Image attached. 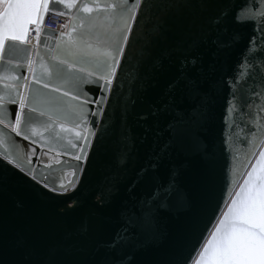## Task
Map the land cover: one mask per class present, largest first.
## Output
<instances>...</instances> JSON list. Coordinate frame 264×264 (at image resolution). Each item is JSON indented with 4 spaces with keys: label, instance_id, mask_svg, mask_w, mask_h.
Listing matches in <instances>:
<instances>
[{
    "label": "snow or ice",
    "instance_id": "6c2138e0",
    "mask_svg": "<svg viewBox=\"0 0 264 264\" xmlns=\"http://www.w3.org/2000/svg\"><path fill=\"white\" fill-rule=\"evenodd\" d=\"M52 2L71 6L77 0ZM234 3H82L79 11L88 16L78 15V28L59 33L67 39L54 54L50 50L41 78L27 85L29 95L12 99L19 104L12 130L36 135L34 126L40 125L57 136L60 121L83 118L84 105L96 104L89 114L99 115L112 107L113 97L119 102L117 88L135 74L132 110L114 109L122 144L118 169L95 194L96 219L75 232L50 239L35 231L9 239L0 227V264H177L176 245L209 194L217 154L231 149L242 125L256 131L241 146L264 139V0H243L233 11ZM50 11L67 14L50 8L49 0H0V60L6 47L11 53L16 42H27L30 25L42 43L40 25ZM234 25H250V33L245 37ZM83 84L96 85L101 95L90 99ZM68 96L79 103H66ZM141 146L144 162L135 166ZM249 177L188 264H264V175ZM112 207L119 227L106 237L105 210Z\"/></svg>",
    "mask_w": 264,
    "mask_h": 264
},
{
    "label": "water",
    "instance_id": "95a60500",
    "mask_svg": "<svg viewBox=\"0 0 264 264\" xmlns=\"http://www.w3.org/2000/svg\"><path fill=\"white\" fill-rule=\"evenodd\" d=\"M83 2L85 0H77L75 5L70 6L54 5L49 0L50 8L56 7L71 16L67 29L57 31L43 27L40 32L42 43L37 44V37L33 43L28 38L25 44L16 42V50L9 53L6 47L4 59L0 60V112L5 113L0 116V227L5 229L9 239L17 234L35 231L43 232L50 239H57L94 221L97 212L95 194L113 179L118 169L122 144L119 129L114 127L117 119L114 109L119 106L122 111L127 106L129 111L132 110L133 89L138 86L133 83L135 74L127 76L123 87L117 88L119 102L113 97L112 107H105L99 115L89 114V109L97 110L96 104L84 105L83 118L73 116L60 121L63 127L56 129L59 133L57 136H50L40 125L34 126L36 135L31 129L20 135L12 130L15 120L13 110L19 111V104L12 103V99L19 101L21 97L29 95L27 85L33 82L34 77L41 78L43 67L49 64L50 50L54 54L57 46H62L67 39V36L60 37L59 33H69L71 28H78V15L88 16L79 11ZM86 2L91 4V0ZM242 5L243 0H235L231 7L235 11ZM233 27L245 37L251 30L250 25ZM45 30H49L47 34ZM243 46L244 41H241L236 52L239 53ZM9 59L13 63H7ZM82 88L89 92L90 99H97L101 95L96 85L83 84ZM64 99L68 104L79 103L71 96ZM93 121L96 122L95 127ZM133 127L137 134L142 133L143 129L134 122ZM242 127L244 131L237 134L231 149L217 154L209 194L191 227L176 245L174 258L177 264H188L189 257L194 262V252L201 245V238L208 237L209 231L214 230L213 225L228 211L236 193L250 179L249 173H252V178L258 174L264 175V155H261L264 152V139L253 138L251 144L241 146V140L256 131L250 126ZM93 132L95 135L90 136ZM151 139L150 136L149 141ZM163 140L164 137H161V142ZM143 152L144 147L141 146V159L135 162V166L144 162ZM77 156L82 158L77 160ZM131 175L130 171L128 177L131 178ZM69 181L74 183L70 185ZM105 214L109 217L105 234L108 237L119 227V220L115 207L106 209ZM180 215L185 213L181 212Z\"/></svg>",
    "mask_w": 264,
    "mask_h": 264
},
{
    "label": "built area",
    "instance_id": "2783aa9c",
    "mask_svg": "<svg viewBox=\"0 0 264 264\" xmlns=\"http://www.w3.org/2000/svg\"><path fill=\"white\" fill-rule=\"evenodd\" d=\"M70 18L71 16L68 14L58 15V14H53L50 11L44 16L43 23L40 25V28L42 29L43 27H48L51 29H55L57 31L66 30L69 25ZM34 28H35L34 25L30 26V32L28 35V41L31 43H33L37 37Z\"/></svg>",
    "mask_w": 264,
    "mask_h": 264
}]
</instances>
